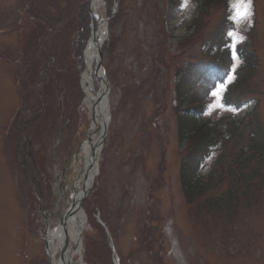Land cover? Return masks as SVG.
Instances as JSON below:
<instances>
[{"label": "rangeland", "instance_id": "1", "mask_svg": "<svg viewBox=\"0 0 264 264\" xmlns=\"http://www.w3.org/2000/svg\"><path fill=\"white\" fill-rule=\"evenodd\" d=\"M234 2L212 0L203 6L202 0H0V135L8 120L13 124L9 133L14 132L21 104L19 131L39 111L34 119L49 128L46 138L33 139L31 146L24 135L14 132L0 151V264H48L45 217H53L51 230L56 228L72 202L78 168L61 185L62 199H55L60 191L52 186L53 205L44 168L53 150L72 153L88 136L91 117L82 107L80 85L84 51L93 32L89 17L93 7L96 32L101 24L106 29L101 65L110 84L109 120L99 170L89 190L91 201L82 205L87 213L83 246L88 239L93 241L98 264H110L99 229L94 222L91 228L88 225L92 204L108 217L123 264H159L151 260L152 251L161 254L160 264H264V178L252 181L253 197L227 208L218 199L230 179L220 185L215 180L214 188L194 205L187 203L180 182L177 89L180 85L186 93L197 92L185 102L203 99V83L198 81L206 65H200L205 51L210 53L204 44L210 40L214 51L220 49L214 37L222 22L233 26L228 34L233 53L230 75L207 96L216 106L208 105L201 119L215 122L250 112L247 120L256 113L264 132V0H250V15L240 22L233 18ZM17 22L23 27L1 35ZM245 40L252 43L245 54L255 61L234 74L241 65L235 48ZM239 76L250 80L229 100L245 104L226 106L227 86ZM98 84L95 78L97 90ZM67 120L71 121L59 137ZM187 121L192 120L182 119ZM30 126L39 129L37 124ZM235 148L231 144L225 148L224 143L212 147L197 177L208 176L222 151L230 155ZM263 162L252 159L246 171L263 167ZM231 209L236 218L228 222Z\"/></svg>", "mask_w": 264, "mask_h": 264}, {"label": "trees", "instance_id": "2", "mask_svg": "<svg viewBox=\"0 0 264 264\" xmlns=\"http://www.w3.org/2000/svg\"><path fill=\"white\" fill-rule=\"evenodd\" d=\"M210 1V0H207ZM85 21H87V14L85 13ZM85 29L83 26L80 28L88 31L87 24ZM222 26L225 28V24ZM221 26V27H222ZM221 31L224 34L223 27ZM218 35V34H217ZM223 36H221L222 38ZM247 57L243 58L244 67L246 65L252 66L255 59L253 57H249L248 54H245ZM245 59V60H244ZM246 64V65H245ZM178 94L182 100L188 98V92L181 90V86H178ZM192 90H189V92ZM192 93V92H191ZM228 104V103H227ZM228 105H233L235 107H241L242 103H232ZM197 114L199 112H185L182 116L179 117V132L183 137L189 133L197 124ZM182 119L192 120L187 122H182ZM233 123L227 124L229 127V137H234L235 150L230 154L232 157V163L227 164L225 158L221 156L220 160H222L213 171L212 175H215L214 172H217L220 169V177L221 179L232 178V182L229 186V191L226 199H221L225 202L226 207H233L235 204L238 205L239 202L244 201L246 199H250L253 197L251 194V182L254 178L258 177L260 174V167L252 169L250 171H246L245 168L249 166V163L252 159L264 161V132L260 127V122L257 118H252L250 116L247 120L239 119L232 120ZM204 127V126H202ZM201 129V128H199ZM214 131L222 133L221 129H215ZM191 133V132H190ZM194 140H192L193 149L189 152L185 160L183 161V165L181 168V182L182 188L187 199V203L192 204L198 196H202L205 192V189L208 185H200L199 182L202 183L201 180L195 178L196 168L198 165L199 159H204L208 155L209 147L214 144L217 139L220 137L217 136L216 133H209L208 135L203 134L200 130L198 134L194 135ZM246 151L248 152L245 155ZM264 169V166L262 167ZM212 175L209 177L212 178ZM250 196V198H249ZM225 215H222L224 217ZM236 216L235 211L231 212V217ZM100 229V228H99ZM101 230V229H100ZM100 236L103 238V231L101 230ZM104 244V242H103ZM102 244V245H103ZM86 251H87V261L89 264H97V253L95 243L88 239L86 242ZM91 255V256H90ZM93 255L95 259H93Z\"/></svg>", "mask_w": 264, "mask_h": 264}, {"label": "bare ground", "instance_id": "3", "mask_svg": "<svg viewBox=\"0 0 264 264\" xmlns=\"http://www.w3.org/2000/svg\"><path fill=\"white\" fill-rule=\"evenodd\" d=\"M92 14L96 19L97 12L94 7L92 8ZM104 29V26L101 24L100 32H97L93 39H91L84 54L86 68L82 73L81 86L84 93L82 107L83 109L86 108L87 111L90 112L89 116L94 118V129L96 132L95 137L92 135V144H86L84 148L86 169L88 170L89 168L90 173L88 175V181L85 183L86 187L91 186L97 175L98 164L97 159L96 161L94 160V156H98L101 150L96 152L95 145L98 146L102 130L101 127L106 123L105 120L108 121L109 118V114L107 116L106 113L108 108L104 98L103 88L102 92L97 91L94 78V68L98 57V51L104 40ZM99 78L103 79V74L100 73ZM101 86L103 87L102 84ZM80 198L81 191L76 194V204H78ZM65 221L66 224L64 223V227L61 226L55 230H50L46 237L50 258L53 264H74L76 261L75 259H79L80 254L83 252L80 244V233L86 224L84 211L79 209L76 212L70 213ZM64 245H68V248L62 256L61 250ZM75 264L80 263L76 262Z\"/></svg>", "mask_w": 264, "mask_h": 264}, {"label": "snow or ice", "instance_id": "4", "mask_svg": "<svg viewBox=\"0 0 264 264\" xmlns=\"http://www.w3.org/2000/svg\"><path fill=\"white\" fill-rule=\"evenodd\" d=\"M250 9H251L250 0H235L233 4V10H234L233 18L237 22H240L241 20L246 19L250 15ZM230 35H233L234 39H239V37H237L236 34H230ZM213 95H217V93L214 92ZM215 106L216 105H210V109L211 107H215ZM219 106L223 107L222 104Z\"/></svg>", "mask_w": 264, "mask_h": 264}, {"label": "water", "instance_id": "5", "mask_svg": "<svg viewBox=\"0 0 264 264\" xmlns=\"http://www.w3.org/2000/svg\"><path fill=\"white\" fill-rule=\"evenodd\" d=\"M99 55H100V58H102L101 52L99 53ZM99 70H100V63L98 64L97 72H99Z\"/></svg>", "mask_w": 264, "mask_h": 264}]
</instances>
